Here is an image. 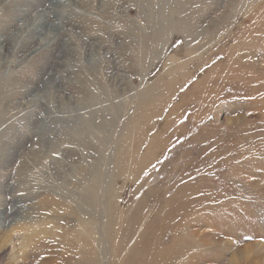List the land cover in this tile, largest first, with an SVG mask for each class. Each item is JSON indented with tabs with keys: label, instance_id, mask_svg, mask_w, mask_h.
I'll use <instances>...</instances> for the list:
<instances>
[{
	"label": "rangeland",
	"instance_id": "1",
	"mask_svg": "<svg viewBox=\"0 0 264 264\" xmlns=\"http://www.w3.org/2000/svg\"><path fill=\"white\" fill-rule=\"evenodd\" d=\"M255 242L264 0H0V264H234Z\"/></svg>",
	"mask_w": 264,
	"mask_h": 264
},
{
	"label": "bare ground",
	"instance_id": "2",
	"mask_svg": "<svg viewBox=\"0 0 264 264\" xmlns=\"http://www.w3.org/2000/svg\"><path fill=\"white\" fill-rule=\"evenodd\" d=\"M233 256L231 263L234 264H237L238 261H244V264H264V243L257 242L240 247Z\"/></svg>",
	"mask_w": 264,
	"mask_h": 264
}]
</instances>
